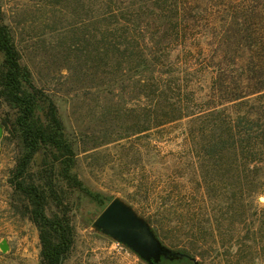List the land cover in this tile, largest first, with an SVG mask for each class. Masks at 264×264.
Segmentation results:
<instances>
[{"label": "trees", "instance_id": "obj_1", "mask_svg": "<svg viewBox=\"0 0 264 264\" xmlns=\"http://www.w3.org/2000/svg\"><path fill=\"white\" fill-rule=\"evenodd\" d=\"M86 2L90 55L104 75L116 73L106 92H132L133 110L147 111L154 130L178 127L189 153L202 160L200 182L232 191L234 216L242 201L264 196V0ZM0 58V100L14 111L25 150L12 183L40 231L42 263L63 264L74 233L60 211L48 217L46 210L53 199L63 208L56 179L82 188L70 174L75 152L58 108L21 64L1 0ZM138 126L136 134L152 130ZM158 217L187 231L166 208ZM254 217L264 219V209ZM186 250L195 258V249Z\"/></svg>", "mask_w": 264, "mask_h": 264}, {"label": "rangeland", "instance_id": "obj_2", "mask_svg": "<svg viewBox=\"0 0 264 264\" xmlns=\"http://www.w3.org/2000/svg\"><path fill=\"white\" fill-rule=\"evenodd\" d=\"M86 3L1 0L21 64L58 108L75 152L70 174L82 188L56 179L63 208L53 199L46 210L48 217L60 211L74 233L63 264H149L93 228L115 199L130 206L162 245L179 255L158 264H264V219L254 217L264 209V196L251 205L242 201L234 216L232 191L208 190L200 182L202 160L189 153L178 127L154 130L147 111L133 110L132 92L124 94L116 86L106 92L116 73L104 75L101 62L90 55ZM13 120L14 111L0 100V240L10 245L8 254L0 251V264H43L40 231L12 183L25 154ZM138 125L152 130L136 134ZM163 208L169 220L187 231L177 233L159 220ZM186 247L195 249V258L185 253Z\"/></svg>", "mask_w": 264, "mask_h": 264}, {"label": "water", "instance_id": "obj_3", "mask_svg": "<svg viewBox=\"0 0 264 264\" xmlns=\"http://www.w3.org/2000/svg\"><path fill=\"white\" fill-rule=\"evenodd\" d=\"M4 129L0 126V148ZM93 228L128 247L143 261L158 264L164 258L178 257L162 245L150 225L126 203L115 199L94 223ZM0 251L10 252L8 241L0 240Z\"/></svg>", "mask_w": 264, "mask_h": 264}]
</instances>
